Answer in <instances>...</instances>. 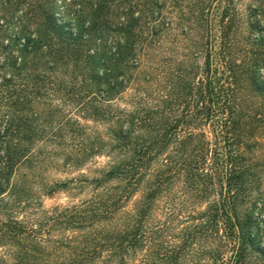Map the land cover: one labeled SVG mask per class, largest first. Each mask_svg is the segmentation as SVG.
Returning <instances> with one entry per match:
<instances>
[{
	"label": "trees",
	"instance_id": "1",
	"mask_svg": "<svg viewBox=\"0 0 264 264\" xmlns=\"http://www.w3.org/2000/svg\"><path fill=\"white\" fill-rule=\"evenodd\" d=\"M242 3L0 0V264H264V0ZM106 150L103 194L17 217L46 161Z\"/></svg>",
	"mask_w": 264,
	"mask_h": 264
},
{
	"label": "rangeland",
	"instance_id": "2",
	"mask_svg": "<svg viewBox=\"0 0 264 264\" xmlns=\"http://www.w3.org/2000/svg\"><path fill=\"white\" fill-rule=\"evenodd\" d=\"M250 1L251 0H244V3L241 5V9H243L244 12L246 11L247 20L249 19L247 7L250 6ZM164 13H166V11H164ZM130 93V91H127L124 96L130 95ZM117 104H119V102ZM66 115L73 120L72 122L79 121L81 125L87 129L88 134H90L91 131H97V133L102 136L103 142H108L105 125H99L90 119H79L74 108H69ZM72 143L74 142L71 140L69 146L72 145ZM261 143L260 149L254 152L253 157L263 165L259 169L264 171V139L261 140ZM44 146V143L39 141L35 144L32 151L37 152ZM72 147L73 146L69 147V152L74 151ZM107 153L108 151L106 150L105 154L93 157L88 160L87 163L78 167L73 166V164L72 166H67L64 157H53L52 160L46 161L41 169V174H37L36 180L30 175L32 179L29 180V182L32 187L31 195L35 199L34 203L31 204L29 210L17 215V217L19 219H27L33 214H37L39 218H43L45 215L53 217L63 213L65 214L68 210L81 208L86 203L91 202L95 195L103 194L106 189H96L92 181L108 171L114 161H117L114 159L113 154L109 155ZM259 175L264 178L263 172ZM18 179L20 180V177H18ZM114 185H116L115 181L109 183L106 187ZM261 192L264 193V183ZM140 195V193H137L131 199L127 207L128 209L136 201L141 199ZM255 196L257 197L258 195L255 194ZM35 216L36 215H33V217ZM254 216L259 221H262L260 223V240L262 241L261 247L264 249V210H260L259 208L255 209Z\"/></svg>",
	"mask_w": 264,
	"mask_h": 264
}]
</instances>
